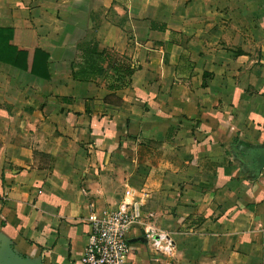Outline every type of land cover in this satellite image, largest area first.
Here are the masks:
<instances>
[{
    "label": "crops",
    "instance_id": "1",
    "mask_svg": "<svg viewBox=\"0 0 264 264\" xmlns=\"http://www.w3.org/2000/svg\"><path fill=\"white\" fill-rule=\"evenodd\" d=\"M0 31V264H82L134 201L128 264H264V0H0Z\"/></svg>",
    "mask_w": 264,
    "mask_h": 264
},
{
    "label": "built area",
    "instance_id": "2",
    "mask_svg": "<svg viewBox=\"0 0 264 264\" xmlns=\"http://www.w3.org/2000/svg\"><path fill=\"white\" fill-rule=\"evenodd\" d=\"M143 206V201H134L117 209H105L93 218L82 264H128L132 251L130 232L142 222ZM159 242L160 239L156 244Z\"/></svg>",
    "mask_w": 264,
    "mask_h": 264
},
{
    "label": "rangeland",
    "instance_id": "3",
    "mask_svg": "<svg viewBox=\"0 0 264 264\" xmlns=\"http://www.w3.org/2000/svg\"><path fill=\"white\" fill-rule=\"evenodd\" d=\"M16 38L17 42H18V46H16L13 42V40ZM22 34L19 31H0V56L2 57H7L10 53V51H16V53L18 54H23L24 53V47L21 46L22 45ZM10 42H12V47L9 45ZM19 60V59H18ZM25 61V60H23ZM22 60H19V62H23ZM30 62H32L34 65L36 62H38L37 60L33 59L30 60ZM39 63V62H38ZM112 63V68L114 67L116 68V60L113 59L111 61ZM111 71V75L115 76V71ZM119 72V71H118ZM117 78V77H116ZM125 78V76H124Z\"/></svg>",
    "mask_w": 264,
    "mask_h": 264
},
{
    "label": "trees",
    "instance_id": "4",
    "mask_svg": "<svg viewBox=\"0 0 264 264\" xmlns=\"http://www.w3.org/2000/svg\"><path fill=\"white\" fill-rule=\"evenodd\" d=\"M99 65L97 63L94 62V64L90 67H88V70L83 69V71L81 72H74L73 76L75 78H79V79H87V78H97L100 76V74H102L103 69H101V67H98ZM125 74L128 75L129 77H131L134 73V71L136 70V67H132V65H129L127 67H125ZM125 82V80H124ZM127 84V83H125ZM129 84H130V80H129Z\"/></svg>",
    "mask_w": 264,
    "mask_h": 264
}]
</instances>
